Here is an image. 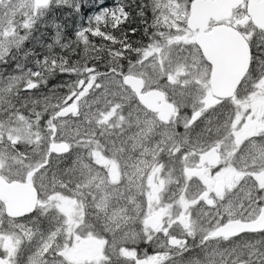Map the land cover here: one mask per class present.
I'll list each match as a JSON object with an SVG mask.
<instances>
[{
	"label": "snow or ice",
	"instance_id": "1",
	"mask_svg": "<svg viewBox=\"0 0 264 264\" xmlns=\"http://www.w3.org/2000/svg\"><path fill=\"white\" fill-rule=\"evenodd\" d=\"M0 264H264V0H0Z\"/></svg>",
	"mask_w": 264,
	"mask_h": 264
},
{
	"label": "flooded vegetation",
	"instance_id": "2",
	"mask_svg": "<svg viewBox=\"0 0 264 264\" xmlns=\"http://www.w3.org/2000/svg\"><path fill=\"white\" fill-rule=\"evenodd\" d=\"M103 3L105 4V6H107V7H111L112 5H113V0H106V1H103ZM87 11V10H86ZM91 15V12H88V15ZM86 17V16H85ZM84 17V18H85ZM82 19V21L81 22H83L84 21V24L86 25L87 24V21H85V19ZM93 40H97L98 38H92ZM149 251H151V250H149Z\"/></svg>",
	"mask_w": 264,
	"mask_h": 264
},
{
	"label": "rangeland",
	"instance_id": "3",
	"mask_svg": "<svg viewBox=\"0 0 264 264\" xmlns=\"http://www.w3.org/2000/svg\"><path fill=\"white\" fill-rule=\"evenodd\" d=\"M84 19H85V21H87V17H85ZM82 23H84V21ZM66 79H67V77H63V78L58 79V80H52L49 82V87H51L53 84L60 83L62 80H66Z\"/></svg>",
	"mask_w": 264,
	"mask_h": 264
},
{
	"label": "trees",
	"instance_id": "4",
	"mask_svg": "<svg viewBox=\"0 0 264 264\" xmlns=\"http://www.w3.org/2000/svg\"><path fill=\"white\" fill-rule=\"evenodd\" d=\"M103 1H106V0H103ZM69 23H71V22H69ZM71 32H72V29H71V27H69V34H70V37H71ZM138 38V37H137ZM46 91V90H45Z\"/></svg>",
	"mask_w": 264,
	"mask_h": 264
}]
</instances>
